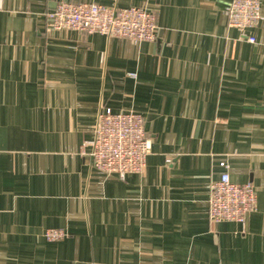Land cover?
<instances>
[{
    "label": "crops",
    "instance_id": "crops-1",
    "mask_svg": "<svg viewBox=\"0 0 264 264\" xmlns=\"http://www.w3.org/2000/svg\"><path fill=\"white\" fill-rule=\"evenodd\" d=\"M61 1L143 7L157 39L54 31ZM231 2L0 0V264H264V20L248 43ZM107 108L144 117V174L93 166ZM223 162L256 188L245 224L209 221Z\"/></svg>",
    "mask_w": 264,
    "mask_h": 264
},
{
    "label": "built area",
    "instance_id": "built-area-1",
    "mask_svg": "<svg viewBox=\"0 0 264 264\" xmlns=\"http://www.w3.org/2000/svg\"><path fill=\"white\" fill-rule=\"evenodd\" d=\"M226 13L229 27L237 29L242 39L254 44L256 38L250 32L264 20L261 1L232 0ZM48 18L54 31L100 34L137 44L155 41L158 33L156 15L143 7L118 9L94 3L61 1L49 12ZM131 76L137 77L133 73ZM91 145L93 166L123 180L131 174H144L152 152L144 117L133 111L116 113L109 108L97 114ZM221 166L225 172L210 185L209 221L214 225L225 222L245 224L257 209L256 188L252 183L232 182L227 163L223 162ZM44 237L48 242H61L68 238V234L61 229H49Z\"/></svg>",
    "mask_w": 264,
    "mask_h": 264
}]
</instances>
